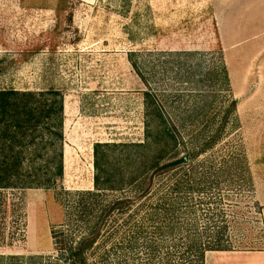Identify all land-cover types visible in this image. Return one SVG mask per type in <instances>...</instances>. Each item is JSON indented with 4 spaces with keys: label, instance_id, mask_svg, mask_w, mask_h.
I'll return each instance as SVG.
<instances>
[{
    "label": "rangeland",
    "instance_id": "obj_1",
    "mask_svg": "<svg viewBox=\"0 0 264 264\" xmlns=\"http://www.w3.org/2000/svg\"><path fill=\"white\" fill-rule=\"evenodd\" d=\"M135 66L189 112L200 100L192 92L226 66L223 96L237 101V121L225 140L246 156L254 187L231 225L237 251L208 254L206 264H264V0H0V90L65 98L64 180L56 190L0 193V264L76 262L67 252L79 221L64 194L94 189L96 143L143 140L146 89ZM121 242L99 241L84 264H149Z\"/></svg>",
    "mask_w": 264,
    "mask_h": 264
},
{
    "label": "trees",
    "instance_id": "obj_2",
    "mask_svg": "<svg viewBox=\"0 0 264 264\" xmlns=\"http://www.w3.org/2000/svg\"><path fill=\"white\" fill-rule=\"evenodd\" d=\"M146 67L135 66L146 89L143 140L96 143L94 189L64 194L79 221L80 239L67 252L73 264L117 237L149 264H206L208 254L237 251L231 225L254 186L246 156L225 140L237 119V101L223 96L231 92L226 66L215 83L190 93L200 98L191 112L180 94L155 88ZM64 126L60 91L0 90V193L60 187Z\"/></svg>",
    "mask_w": 264,
    "mask_h": 264
}]
</instances>
